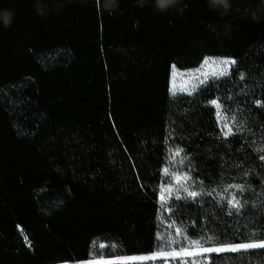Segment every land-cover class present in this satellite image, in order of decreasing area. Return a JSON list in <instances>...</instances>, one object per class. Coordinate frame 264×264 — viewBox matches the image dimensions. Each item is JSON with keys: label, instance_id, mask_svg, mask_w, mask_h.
I'll return each instance as SVG.
<instances>
[{"label": "trees", "instance_id": "trees-1", "mask_svg": "<svg viewBox=\"0 0 264 264\" xmlns=\"http://www.w3.org/2000/svg\"><path fill=\"white\" fill-rule=\"evenodd\" d=\"M110 2L0 0V264L152 253L162 219L212 237L203 247L264 241V0H230L227 13L208 0ZM206 56L236 64L172 93L171 67ZM171 149L200 195L160 204ZM237 184L238 210L213 192ZM198 264H264V248Z\"/></svg>", "mask_w": 264, "mask_h": 264}, {"label": "rangeland", "instance_id": "rangeland-1", "mask_svg": "<svg viewBox=\"0 0 264 264\" xmlns=\"http://www.w3.org/2000/svg\"><path fill=\"white\" fill-rule=\"evenodd\" d=\"M209 60V64L205 65L204 61L205 59ZM222 60H231L228 57H217V56H206L202 62L194 68H187V69H178L175 66L171 67V73H170V91L172 93H191L195 89H197L199 86L203 85L205 82H207L209 79H214L217 77H213L211 75V72L214 69H219L220 67H223L219 62ZM215 61V63H212ZM231 67V66H230ZM225 77V76H224ZM221 78V77H218ZM203 81V83H201ZM217 102V104L220 106L219 102L217 100H214ZM210 104L215 108L216 110V119L222 129V132L225 133L228 131V128L232 129L233 133V125L231 123L230 118L225 114L223 111L222 107L220 106L219 109H217V106L210 102ZM219 111V115L217 114ZM227 125L228 127H225ZM230 133V134H231ZM175 152V149H171L168 158L166 161V165L162 170V180L159 184V196H158V201L160 204H164V202L171 198V197H176L179 195L180 197L182 196H187V194L183 191L180 190L178 193L175 191L177 185L175 184V181L172 178V174L183 176L187 174V176L190 177L188 181L185 183L187 184L188 191H193V188L199 187V184L194 181V179L190 176L188 173L187 165H186V157L182 152H180V155L175 158V160H172V154ZM181 159H184V163L180 164L179 161ZM169 169V174H165V169ZM171 188V191L169 189ZM228 188V186H225L221 188L220 190H214V195L221 200L228 201L231 199L232 195L235 194L238 191L235 188H228V190L225 192V189ZM208 190V189H206ZM163 197V199L161 198ZM162 224H163V230L161 232V237L164 236H173L179 241V245H173L172 247L175 248L177 251H179L180 247H186L188 245L189 239L185 240L184 235L182 234L181 236L176 237V229H181L174 227L172 228V224L170 227V224H168L165 219H162ZM182 230V229H181ZM162 244L164 248H162L159 251H171L170 248L166 246L165 241L161 238ZM260 242V241H259ZM251 243H258V242H251ZM245 244V243H242ZM231 245V244H227ZM236 245V244H234ZM222 245H215V246H210V247H219ZM203 247V246H202ZM250 249V248H249ZM191 250V249H190ZM158 251L152 252V253H141V254H134V255H123V256H114V257H92L88 260L85 261H77V262H70V263H58V264H88V262L93 261V260H105V261H112L113 264H128V263H142V264H161V262H164V264H175L173 263L175 260H187L189 262L191 261H196L197 264L199 261L204 259L205 256L212 254V253H217V252H211V253H203L202 255L199 256H192V257H177L173 259L172 257L168 258H159L157 260H144V261H130L122 258H127V257H140V256H150L153 253H156Z\"/></svg>", "mask_w": 264, "mask_h": 264}, {"label": "snow or ice", "instance_id": "snow-or-ice-1", "mask_svg": "<svg viewBox=\"0 0 264 264\" xmlns=\"http://www.w3.org/2000/svg\"><path fill=\"white\" fill-rule=\"evenodd\" d=\"M212 63H215V61H213ZM221 65H223V67H220L219 69H214L211 72V75L213 77H224V76H228L230 75V66H234L236 64V61L234 60H222L219 62ZM205 65L209 64V60L206 58L204 61ZM241 79H244V76L241 75ZM201 83H203V81H201ZM213 104H215L217 106V109L220 108V106L217 104L216 101H212ZM219 115V111L217 113ZM225 127H228L227 125H225ZM232 132L231 128H228V131H226L224 133L225 136L229 135ZM259 151H264V148L258 149ZM182 149H176L175 152L172 154V160H175V158L177 156L180 155V152H182ZM262 160H264V156L260 157ZM180 164L184 163V159H181L179 161ZM165 174L168 175L169 174V169H165ZM172 178L175 181V184L177 185L175 191L178 193L180 190H183L188 197H197L200 195V193L195 192V191H188V187L187 184L185 183L186 181H188L190 179L189 176H187V174L183 175V176H179V175H175L172 174ZM228 188H235L239 191H244V187L242 185H229ZM228 188L225 189V192L228 190ZM169 191H171V188L169 189ZM163 199V197H161ZM176 199H180V196L177 195L175 197ZM229 208H236L237 210L239 209L240 205V201L236 198L235 194L232 195L231 199H229L227 201ZM171 227V225H170ZM183 234L181 229H176V237L181 236ZM165 243L166 246L168 248L171 249V251H158L156 253H153L150 256H140V257H127V258H122V259H126V260H130V261H144V260H157L159 258H168V257H172L173 259L177 258V257H192V256H199L202 255L203 253H211V252H227V251H231V252H236L240 249H249V248H264V241H260L258 243H245V244H236V245H222L219 247H202L203 243H209L212 240V237H208L206 240H189L188 241V245L186 247H180L179 251H177L175 248H173V245H179V241L169 235V236H164L161 237ZM185 240H187L188 238L185 236L184 237ZM95 245H94V250H95ZM100 248L106 247V245H99ZM114 247V246H113ZM191 249V250H190ZM88 264H113L112 261H105V260H93L88 262ZM181 264H197L196 261H187L184 259H181Z\"/></svg>", "mask_w": 264, "mask_h": 264}, {"label": "clouds", "instance_id": "clouds-1", "mask_svg": "<svg viewBox=\"0 0 264 264\" xmlns=\"http://www.w3.org/2000/svg\"><path fill=\"white\" fill-rule=\"evenodd\" d=\"M143 3V0H140ZM179 3V0H155V6L160 11H167L170 8L175 7ZM209 7L213 9H223L224 13H227L230 10L231 3L230 0H208ZM106 8L116 7V0H111L110 3L105 5ZM38 11L41 15H44V12L38 8ZM11 12H5L3 15V20L5 26H9L11 23Z\"/></svg>", "mask_w": 264, "mask_h": 264}]
</instances>
